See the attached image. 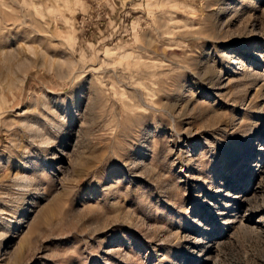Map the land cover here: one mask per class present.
I'll return each instance as SVG.
<instances>
[{
    "label": "rangeland",
    "instance_id": "obj_1",
    "mask_svg": "<svg viewBox=\"0 0 264 264\" xmlns=\"http://www.w3.org/2000/svg\"><path fill=\"white\" fill-rule=\"evenodd\" d=\"M260 155L264 0H0V264H264Z\"/></svg>",
    "mask_w": 264,
    "mask_h": 264
},
{
    "label": "bare ground",
    "instance_id": "obj_2",
    "mask_svg": "<svg viewBox=\"0 0 264 264\" xmlns=\"http://www.w3.org/2000/svg\"><path fill=\"white\" fill-rule=\"evenodd\" d=\"M264 157L260 155L259 160L261 161ZM250 166V165H249ZM248 166V167H249ZM232 178V177H231Z\"/></svg>",
    "mask_w": 264,
    "mask_h": 264
}]
</instances>
